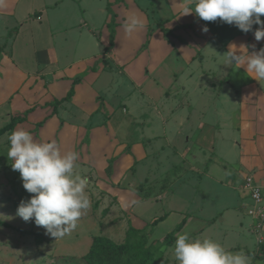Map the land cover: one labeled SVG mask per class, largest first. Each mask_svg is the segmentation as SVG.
<instances>
[{
    "label": "rangeland",
    "instance_id": "rangeland-1",
    "mask_svg": "<svg viewBox=\"0 0 264 264\" xmlns=\"http://www.w3.org/2000/svg\"><path fill=\"white\" fill-rule=\"evenodd\" d=\"M133 1L147 16L143 28L149 34L138 30L129 37L126 19L115 15L114 47L107 53L110 0H25L14 17L0 16L3 42L7 30L9 39L15 37L13 29L24 17L43 12L40 22L24 25V46L15 57L26 70L21 76L11 51L1 47L6 58L0 61V128L33 108L15 130L37 142L56 141L62 154L78 153L74 172L87 177L90 200L77 228L58 240L34 219L18 217L20 202L33 194L7 157L13 131L1 136L0 264H178L175 241L166 246L162 239L183 219L187 224L177 234L211 239L227 252L242 251L251 264H264L254 258L264 245V228L254 230L244 190L248 179L264 186L261 125L249 122L264 99L252 85L243 99L229 85L252 81L250 73L235 80V64L228 62L226 46L238 28H222L219 18L204 21L212 34L203 39L202 50L188 34L203 22L194 12L192 23L164 37L162 28H175L169 24L175 18L169 1ZM188 2L195 7L194 0ZM185 48L191 51L190 66ZM93 65L96 72L90 73ZM76 77L81 80L74 95L59 103ZM240 101L255 108L243 112ZM206 126L212 133L202 144Z\"/></svg>",
    "mask_w": 264,
    "mask_h": 264
},
{
    "label": "clouds",
    "instance_id": "clouds-1",
    "mask_svg": "<svg viewBox=\"0 0 264 264\" xmlns=\"http://www.w3.org/2000/svg\"><path fill=\"white\" fill-rule=\"evenodd\" d=\"M194 10L185 7L183 15L192 12L203 21H216L234 25L247 34L252 32L257 42L264 39V0H194ZM3 4V0H0ZM253 25L258 27L253 31ZM144 22L130 15L124 22L125 33L132 34L143 29ZM207 33L208 28L204 27ZM253 49L255 46H252ZM230 64L244 67L255 80H264V47L249 53L248 46L231 43L227 52ZM7 157L11 168L18 171L23 188L33 194L22 200L17 216L25 222L34 219L38 227L56 240L75 230L79 219L90 207L86 193L89 181L74 172L79 154H62L56 141L37 142L23 130L13 131L9 136ZM172 255L178 264H251V257L241 252H227L211 239H191L188 233L177 234Z\"/></svg>",
    "mask_w": 264,
    "mask_h": 264
},
{
    "label": "crops",
    "instance_id": "crops-1",
    "mask_svg": "<svg viewBox=\"0 0 264 264\" xmlns=\"http://www.w3.org/2000/svg\"><path fill=\"white\" fill-rule=\"evenodd\" d=\"M22 1H25V0H3V4H1V6H3V5L7 6L8 5V8L7 7H6L7 9H1L0 8V16L1 17H3V16L14 17L16 15V9H18V8L22 9V7H21ZM123 1L124 2L122 4H115V0H110V2H108L105 7H107V6L109 7V12H112L115 15L121 16V18H120L121 21H122V18L127 19L131 14L135 13V14H137L139 16L140 19L143 20L144 26H145L147 24V22H148L147 21V16L142 11H140L138 9V7L135 5V1H133V0H123ZM168 1H169V4L173 7L172 10H173V14L175 15V18L171 21L172 23L171 22L169 23L170 25L175 27L174 29L171 30L172 33L174 31L178 30L180 27H184V25L192 23L193 20H195V16H194L193 12L188 14V15H183V9L185 7H188L190 9L194 10V8H192V5H191V3L188 2V0H168ZM53 7H56V4ZM109 12H108V14H109ZM42 14H43V12H40V11L37 12L36 11V12H34L32 14V16L30 15L31 18H29V17L26 18L27 16L24 17L23 25H21L18 28L13 29L14 31H16L15 37L9 39L12 32L7 30V32H5L6 33L5 40L3 42H0V55H1L0 61L2 60L3 57H5V55H3L2 49H1V47L5 45V47H6L5 52H9V50H10L11 54L13 56V59L15 60V62L19 66V70H17V71H18L20 76H21V73L26 72L25 69L21 68V66L19 65V61H17V59H16L17 55L19 56L17 48L21 49V47L24 46V43L21 42L22 40L20 38L23 35L22 33L25 30L24 25H27L29 21H34V19H36V20L38 19L39 22H40L41 21V17L43 16ZM263 17L264 16H261V20H262ZM18 19L21 20V18H19V17H18ZM106 20H107V15H106ZM106 20H105V22H106ZM205 24L206 23L204 21L203 22H201V21L197 22L194 25V27H193L194 31H190L188 33L189 36H191V37L193 36V38H194L193 41L190 39L191 42L193 44L199 46V48L202 49V50L206 47V40H203V39L211 37V34H212V32H210L209 29H208L207 33L202 31V29L204 27H206ZM220 24H222L221 25L222 28L227 29V30L229 29L230 25H228L226 23H220ZM220 24L217 23L218 26ZM121 30H123V29H121ZM146 30H147L146 28H143V29H140L139 31L141 33L143 32L144 35H145V33H146V35H148V32ZM236 32H238V33L235 34V37L232 38L231 41L226 46L227 52L229 51V45L231 43H235L236 45H240V44L247 45L249 53H251L253 50L258 51L260 48L264 47V39H262L261 41L257 42L255 40L254 35H253L252 32H249V33L245 34V33H243L242 31H240L238 29H237ZM119 34H120V31H119ZM119 34L117 35V47L115 48L116 49V54H117V48L119 46V43H118L119 42ZM187 38H188V36H187ZM200 38H202V39H200ZM7 39H9L8 42H7ZM17 40H18V42H17ZM200 40H203V41H200ZM137 42H139V40ZM137 42H136V44H137ZM179 43L183 44V40L181 38H179ZM180 44H179V48H182V45H180ZM253 45L255 46L254 49L252 47ZM183 53L186 55L185 57L188 56V59H189L188 65L190 66L191 65L190 63L193 62L192 58L189 57L190 56L189 54H191V51H189L188 48L187 49L185 48ZM32 57H33V61H31V63L33 64L36 61V57H35V55H33ZM6 63H7L6 61H3V63H2V64H4L3 68H5V66H7ZM34 65H32V67H34ZM5 69H9V68H5ZM33 71H35V70H33ZM18 73L14 72V71L10 72V74H17V75H18ZM50 74L53 75L52 72H50ZM246 75H247V73H246V70H245L244 67H240L239 65H235V71H234V75H233V78H235V80H236V78H239V76L246 77ZM57 76L59 77V76H62V75H60V74L58 75L57 74ZM10 79H9L8 83H10V81H11ZM247 80L248 79H246V81ZM60 81H63V79L62 78L59 79V82ZM246 81L244 82V84L240 88H239L238 85H237L238 86L237 87L236 85L233 86L231 83H229V85L233 87L236 97L238 96V97H241L243 99L244 98L243 97L244 94L247 92V87L252 85L251 89L254 90L255 94L258 97H261L262 99H264V80L252 79L251 82L249 81L247 83H246ZM65 84H67V82ZM66 88H67V86L65 85L64 90ZM262 105H263L262 108L261 109L259 108V114L257 115V117L251 118L253 120H251L249 122L250 123H256V122L260 123L261 130H262L261 131L262 132V141H264V103ZM240 107L243 108V112L246 110L245 107H247L248 110H250V108L251 109L255 108V107H251L250 105H248V103H246V105H245L244 101H240ZM241 108H240V110H242ZM240 117H241V113H240ZM20 125H18V126H20ZM16 127L14 128V130L16 129ZM211 133H212V130H211V128L209 126H206V127L203 128V131L201 132V136H200V140H201L202 144H205V143L208 142L209 138L211 137ZM254 151H261V149L260 150L255 149ZM67 152H69V151H67ZM184 229H185V226H184V228H183V230L181 232H183ZM257 263L259 264L260 262H257Z\"/></svg>",
    "mask_w": 264,
    "mask_h": 264
},
{
    "label": "trees",
    "instance_id": "trees-1",
    "mask_svg": "<svg viewBox=\"0 0 264 264\" xmlns=\"http://www.w3.org/2000/svg\"><path fill=\"white\" fill-rule=\"evenodd\" d=\"M124 1L123 0H115V4H122ZM110 17V21L107 24V30L109 33L108 36V47L104 48V53L109 52L110 49H112L114 47V37H115V27H116V22L114 21L115 18V14L112 12H109ZM161 33L164 37H168L172 35V32L168 29L162 28ZM149 34V32H148ZM90 73H95L96 72V66L93 65L90 69H89ZM80 77H76L73 80L72 86L69 89V92L67 93L66 97L62 98L61 100H59L58 102H64L69 100L73 95H74V86L80 84ZM34 109L31 108L29 110H26L23 112L22 115H13L10 118V121L4 125L2 128H0V137L10 133L14 130V128L22 123H24L28 117L29 114L33 113ZM164 220L163 217L155 220L152 225L155 226L157 225L159 222H162ZM186 224V220L183 219L170 233H168L163 239H162V243L166 246H170L173 244V242L175 241V235L177 233H179L180 231L183 230L184 226ZM121 247H118L117 250L120 251ZM89 257H93L94 256V250H91L89 255ZM255 260H261L264 261V245L259 249V253L254 257ZM104 264H110L108 261L103 260Z\"/></svg>",
    "mask_w": 264,
    "mask_h": 264
},
{
    "label": "built area",
    "instance_id": "built-area-1",
    "mask_svg": "<svg viewBox=\"0 0 264 264\" xmlns=\"http://www.w3.org/2000/svg\"><path fill=\"white\" fill-rule=\"evenodd\" d=\"M244 190L250 199L251 206L248 209V216L254 225V230L264 228V186H258L251 179L245 181Z\"/></svg>",
    "mask_w": 264,
    "mask_h": 264
}]
</instances>
